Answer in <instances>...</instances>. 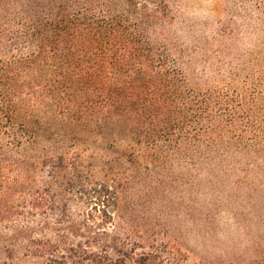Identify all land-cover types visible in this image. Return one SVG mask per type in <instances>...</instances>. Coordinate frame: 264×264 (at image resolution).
<instances>
[{"label":"trees","instance_id":"16d2710c","mask_svg":"<svg viewBox=\"0 0 264 264\" xmlns=\"http://www.w3.org/2000/svg\"><path fill=\"white\" fill-rule=\"evenodd\" d=\"M178 1L0 0V224L40 264H166L134 209L73 218L94 172L113 200L264 192V0L211 29Z\"/></svg>","mask_w":264,"mask_h":264},{"label":"rangeland","instance_id":"374dc122","mask_svg":"<svg viewBox=\"0 0 264 264\" xmlns=\"http://www.w3.org/2000/svg\"><path fill=\"white\" fill-rule=\"evenodd\" d=\"M176 6L189 22L198 27L208 23L209 29L225 17L228 9L222 0H179ZM90 179L86 191L77 193L70 202L73 218L79 220V215L89 214V222H99L102 210H106L118 221V215L134 209L142 222L159 227L166 264H264L263 191L250 195L246 190L236 191L228 182L227 194L215 195L209 189L177 193L160 197L165 200L160 204L148 201L137 190L119 194L117 200L99 196L90 190V183L102 182V172H94ZM41 262L26 255L22 236L0 224V264Z\"/></svg>","mask_w":264,"mask_h":264}]
</instances>
